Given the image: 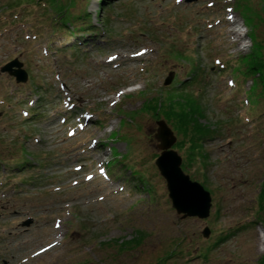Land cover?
<instances>
[{
	"label": "rangeland",
	"instance_id": "rangeland-1",
	"mask_svg": "<svg viewBox=\"0 0 264 264\" xmlns=\"http://www.w3.org/2000/svg\"><path fill=\"white\" fill-rule=\"evenodd\" d=\"M257 41L264 0H0V68L27 73L0 71V264H264V84L239 61ZM172 86L212 128L203 165L173 146L206 219L177 212L156 165Z\"/></svg>",
	"mask_w": 264,
	"mask_h": 264
},
{
	"label": "trees",
	"instance_id": "trees-1",
	"mask_svg": "<svg viewBox=\"0 0 264 264\" xmlns=\"http://www.w3.org/2000/svg\"><path fill=\"white\" fill-rule=\"evenodd\" d=\"M89 27L92 28V25ZM240 63L245 65V73H251L254 83L259 81L260 84H264V48L261 41L254 42L252 51L248 55L242 56ZM152 108L156 111L162 110L174 130L182 136L175 145L177 148L185 150L186 161L183 166L196 162L205 164L207 162L206 153L201 139L204 138L206 132H211L212 128L208 129L207 124L200 122V119L205 116L200 98L185 86H172L167 92L164 103L154 104ZM263 192L264 181L260 195H263ZM128 242L137 244L139 238L128 240ZM122 243L121 245H124L125 242Z\"/></svg>",
	"mask_w": 264,
	"mask_h": 264
},
{
	"label": "water",
	"instance_id": "water-1",
	"mask_svg": "<svg viewBox=\"0 0 264 264\" xmlns=\"http://www.w3.org/2000/svg\"><path fill=\"white\" fill-rule=\"evenodd\" d=\"M186 1L191 2L194 0ZM1 71L14 76L18 83L27 80V73L22 67V62L17 59L6 63L1 67ZM170 75L165 81L166 84L171 82L173 73ZM157 123L156 137L160 141L159 147L162 151L156 159V165L167 180V188L173 207L176 208L178 213H183L182 217L198 216L199 218H206L211 207L210 192L183 171L181 168L182 157L172 148L176 142V136L164 120L157 121ZM32 222L33 219L28 218L22 225L29 226ZM202 233L207 237L210 233L209 227L206 226Z\"/></svg>",
	"mask_w": 264,
	"mask_h": 264
},
{
	"label": "bare ground",
	"instance_id": "bare-ground-1",
	"mask_svg": "<svg viewBox=\"0 0 264 264\" xmlns=\"http://www.w3.org/2000/svg\"><path fill=\"white\" fill-rule=\"evenodd\" d=\"M235 24V28L232 30V32H237L238 34H240L239 30H240V23H238V20L235 19L234 21ZM129 91V90H128ZM262 242L264 243V239L262 240Z\"/></svg>",
	"mask_w": 264,
	"mask_h": 264
}]
</instances>
